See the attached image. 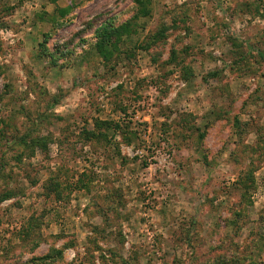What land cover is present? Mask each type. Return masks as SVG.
<instances>
[{"label":"rangeland","instance_id":"1","mask_svg":"<svg viewBox=\"0 0 264 264\" xmlns=\"http://www.w3.org/2000/svg\"><path fill=\"white\" fill-rule=\"evenodd\" d=\"M0 264H264V0H0Z\"/></svg>","mask_w":264,"mask_h":264},{"label":"trees","instance_id":"2","mask_svg":"<svg viewBox=\"0 0 264 264\" xmlns=\"http://www.w3.org/2000/svg\"><path fill=\"white\" fill-rule=\"evenodd\" d=\"M113 33L114 32L110 31V29L107 27H104L101 30L97 31L98 41H97L96 49L103 56L105 54V49L107 44L109 43V41H111V38L113 37ZM91 135H95V134H91Z\"/></svg>","mask_w":264,"mask_h":264}]
</instances>
